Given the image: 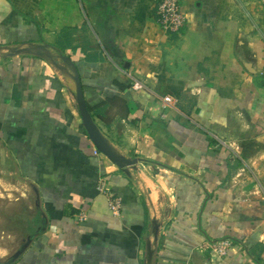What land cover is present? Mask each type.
I'll use <instances>...</instances> for the list:
<instances>
[{
    "label": "crops",
    "instance_id": "obj_1",
    "mask_svg": "<svg viewBox=\"0 0 264 264\" xmlns=\"http://www.w3.org/2000/svg\"><path fill=\"white\" fill-rule=\"evenodd\" d=\"M158 3L0 0V170L35 205L14 264H145L154 219V264H264V0H182L178 34ZM62 57L102 134L138 160L130 176L90 139Z\"/></svg>",
    "mask_w": 264,
    "mask_h": 264
},
{
    "label": "water",
    "instance_id": "obj_2",
    "mask_svg": "<svg viewBox=\"0 0 264 264\" xmlns=\"http://www.w3.org/2000/svg\"><path fill=\"white\" fill-rule=\"evenodd\" d=\"M31 51H32L31 49H23V50L13 49L11 50V55L20 54L24 52H31ZM38 55L53 59L50 55L44 54L42 52H38ZM62 60L64 61L65 66H59L56 63L55 65L61 71L70 69L73 73L72 76L76 84L77 104L81 113L83 126L86 129L90 139L103 155H105L115 166L120 168L126 175L130 176L129 170L137 169L138 160L129 159L123 156L116 149H114L110 144L109 140L105 138V136L100 131L99 127L94 122L93 117L84 99L80 76L76 65L72 63L68 58L62 57ZM38 200L39 198H37V201ZM46 223L47 221L45 220V225ZM159 228H160L159 221L157 219H154L152 222L153 241L151 240L147 241L145 264H154ZM44 229L45 228H43V230ZM38 232L39 231H36V234ZM33 240H34V236L28 231V234L26 238L23 239L20 248L16 250L11 256L5 258L4 260H0V264H14L20 258V256L23 255V253L27 250V248L30 246Z\"/></svg>",
    "mask_w": 264,
    "mask_h": 264
},
{
    "label": "rangeland",
    "instance_id": "obj_3",
    "mask_svg": "<svg viewBox=\"0 0 264 264\" xmlns=\"http://www.w3.org/2000/svg\"><path fill=\"white\" fill-rule=\"evenodd\" d=\"M3 168V172L0 170V256L4 252L6 255L0 260L20 248L35 211L28 184L19 180L13 170L10 173L7 167Z\"/></svg>",
    "mask_w": 264,
    "mask_h": 264
},
{
    "label": "built area",
    "instance_id": "obj_4",
    "mask_svg": "<svg viewBox=\"0 0 264 264\" xmlns=\"http://www.w3.org/2000/svg\"><path fill=\"white\" fill-rule=\"evenodd\" d=\"M264 7V6H263ZM156 19L159 26L168 34L180 33L187 24L186 15L182 9V0H159L156 10ZM264 77V71H263ZM165 104H173L171 97L164 99ZM102 190V188H100ZM121 200L115 195L110 194V204L112 211H118L120 209ZM231 247V242L221 241L211 243L209 248L215 254L219 256L226 255L227 251Z\"/></svg>",
    "mask_w": 264,
    "mask_h": 264
}]
</instances>
